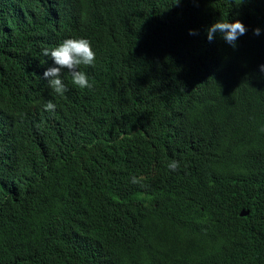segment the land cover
<instances>
[{
	"label": "trees",
	"instance_id": "1",
	"mask_svg": "<svg viewBox=\"0 0 264 264\" xmlns=\"http://www.w3.org/2000/svg\"><path fill=\"white\" fill-rule=\"evenodd\" d=\"M247 1L0 0V264H264V30L207 37ZM80 38L92 88L57 94Z\"/></svg>",
	"mask_w": 264,
	"mask_h": 264
},
{
	"label": "clouds",
	"instance_id": "2",
	"mask_svg": "<svg viewBox=\"0 0 264 264\" xmlns=\"http://www.w3.org/2000/svg\"><path fill=\"white\" fill-rule=\"evenodd\" d=\"M42 1V0H41ZM230 4L228 6H224L226 8L232 7L235 4H242L241 2L247 3V0H229ZM241 1V2H239ZM178 2V0H177ZM250 12L255 14V22L249 27L248 24H244L240 22L238 19L242 18V13H238L235 17H232L231 20L235 22L228 21H217L211 26H207V37L211 41L213 39V34L218 33L223 36V39L228 42L230 45L235 47V42L239 38V36L244 35L247 30L251 31L254 26H257L259 29L264 30V23L262 19V15H264V4L250 2V6L248 8ZM214 16H218L214 14ZM206 20V19H205ZM196 21L193 15H190L186 18L181 26L180 30L184 32H188L191 35H195L196 29ZM255 29L254 34L259 35L260 30ZM264 39L258 41L256 44H263ZM243 48H248L249 43L245 42L240 45ZM44 56H51L52 62L54 66L48 67L43 72V78L49 81L50 87L57 94H64L68 89L63 82L62 73L63 70H68L71 75L72 83L78 86L81 89H91L92 84L89 82L88 77L83 71H80L81 66H94L96 60V53L91 46V42L87 39H67L63 41L56 48L49 50L44 49ZM261 71L264 72V65L260 66ZM55 105L49 101L45 105V110H54ZM169 169L175 171L179 167V163L177 161H172L168 165ZM133 183H137L136 178H133ZM244 215H248L247 213H242ZM264 229V216L256 217L252 226H251V234L252 237L255 238L258 236L259 232Z\"/></svg>",
	"mask_w": 264,
	"mask_h": 264
},
{
	"label": "water",
	"instance_id": "3",
	"mask_svg": "<svg viewBox=\"0 0 264 264\" xmlns=\"http://www.w3.org/2000/svg\"><path fill=\"white\" fill-rule=\"evenodd\" d=\"M241 217H246V215L242 214Z\"/></svg>",
	"mask_w": 264,
	"mask_h": 264
}]
</instances>
